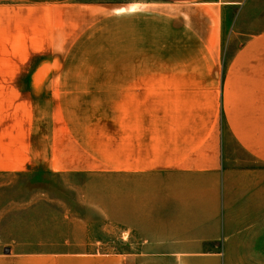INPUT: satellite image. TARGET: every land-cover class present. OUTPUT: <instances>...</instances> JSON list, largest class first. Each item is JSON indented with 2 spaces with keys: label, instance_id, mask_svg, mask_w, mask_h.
<instances>
[{
  "label": "crops",
  "instance_id": "0c3cea01",
  "mask_svg": "<svg viewBox=\"0 0 264 264\" xmlns=\"http://www.w3.org/2000/svg\"><path fill=\"white\" fill-rule=\"evenodd\" d=\"M63 5L135 19L125 32L137 47L150 10L155 44L189 47L159 60L187 64L0 70V173L43 164L121 177L119 251L6 243L0 264H264V0H6L0 13L15 23ZM224 31L239 41L219 69L207 47ZM219 117L251 165L226 163Z\"/></svg>",
  "mask_w": 264,
  "mask_h": 264
},
{
  "label": "rangeland",
  "instance_id": "374dc122",
  "mask_svg": "<svg viewBox=\"0 0 264 264\" xmlns=\"http://www.w3.org/2000/svg\"><path fill=\"white\" fill-rule=\"evenodd\" d=\"M148 11L140 18L144 45L138 47L130 44L125 32L126 26L130 32L135 19L122 17L106 8L78 9L63 5L58 10L48 6L37 11H21L15 16L18 18L15 23L6 18L11 19L13 15L0 13V70H30L38 76L56 70L184 67L187 63L159 60L181 55L189 47L155 44L158 39L154 35L158 31L152 30V14ZM7 25H15L16 29L3 31ZM224 34L225 31L223 45L207 47L209 52L218 55L219 60L211 63L219 69L225 68L239 41L238 38L225 39ZM48 111L47 105L45 110L42 106L39 115L46 113L47 117ZM217 122L224 156L228 159L226 163L229 166L251 165L248 157L229 139L220 117ZM36 165L33 171L0 173V249L3 244L16 243L26 247L59 244L69 248L119 251V173L49 172L43 164ZM126 183L125 178V186ZM127 192L129 196L130 190Z\"/></svg>",
  "mask_w": 264,
  "mask_h": 264
}]
</instances>
